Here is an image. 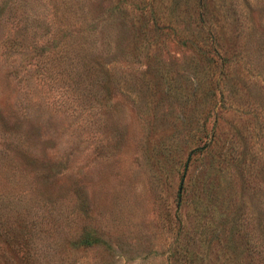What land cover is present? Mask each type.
Returning <instances> with one entry per match:
<instances>
[{
	"label": "rangeland",
	"instance_id": "1",
	"mask_svg": "<svg viewBox=\"0 0 264 264\" xmlns=\"http://www.w3.org/2000/svg\"><path fill=\"white\" fill-rule=\"evenodd\" d=\"M173 1L0 0V264H264V0H205L231 43L206 110L204 62L171 29L153 41L151 8L186 31ZM209 129L189 182L220 144L236 165L179 202Z\"/></svg>",
	"mask_w": 264,
	"mask_h": 264
},
{
	"label": "trees",
	"instance_id": "2",
	"mask_svg": "<svg viewBox=\"0 0 264 264\" xmlns=\"http://www.w3.org/2000/svg\"><path fill=\"white\" fill-rule=\"evenodd\" d=\"M177 0H174L176 2ZM185 2L188 1L191 3L189 9H185L183 12V15L186 17L180 18L182 21V28L186 31L181 32L175 25L171 24V20H173L174 16H177V14L172 13L171 10H168L167 13H165L164 19H166V23H162L159 25L155 19L154 11L151 8L149 11L148 9V15L150 17V20L153 21L150 29L152 30V37H154V40H157V36L159 33H165L164 30H172V33L175 34V36L181 40L183 44L188 45L192 49V55L191 57H196L201 59L204 64L207 66L206 69L198 68L197 65L194 63L190 69L189 74L187 75V79L191 83H194V88L192 91V94H194L195 98H197V102H199L202 105V109H209L212 104L216 103L217 99V85L219 80L224 79L223 71L221 73V76L218 77V71L225 65L226 57H228V50L231 43H227L224 45L222 42H220L217 39H220L224 36L221 31H217L210 21L207 20L210 16L209 11L212 9L207 8L205 0H184ZM150 2V0H149ZM152 2V0H151ZM171 9V7H169ZM221 16V15H220ZM224 18V17H223ZM178 20V18H174ZM147 24V21H145L143 24L139 25L138 29L140 32H144V27ZM215 24V23H213ZM191 25L189 28L188 26ZM182 38L180 37V35ZM145 33V32H144ZM134 35V34H133ZM188 41V43H186ZM141 42V41H140ZM152 41H148V43H145V46L148 50V45L151 44ZM149 51V50H148ZM229 60V59H228ZM212 70V71H211ZM166 80V83L163 85V92L165 96H174L177 95V91L179 92L178 88H176L175 84H173V80L171 79L169 75L164 77V80ZM152 88H154L152 86ZM155 94V90L152 93V95L149 94V98ZM178 96V95H177ZM187 98V97H186ZM215 134L214 132L209 129L205 135V138L201 139L199 142L195 143L186 153L185 158L183 160L182 164V171L179 174V181L176 188V196L178 197V201L181 202V199L184 198V200L188 199L189 196H193L195 193V187L196 184L199 185V189L205 191V178L209 173H215L216 171L220 170L223 162L224 164L231 165L229 161H232V164L236 165V156L230 157L229 159H224V155L222 154V146L221 144L219 149L218 156H222V159H220V166H217V163H208L205 166V170L203 175L199 177H193L190 182L188 180L187 175V168L191 163H193L195 160H199L201 158L197 157L198 154H202L204 157H209L211 159L212 156H214V145H215ZM232 158V159H231ZM227 161V163L225 162ZM222 162V163H221ZM229 168V167H228ZM225 168V169H228ZM236 170V168H235ZM235 172V171H234ZM207 174L206 176H204ZM197 176V175H196ZM204 176V177H203ZM186 180V182H184ZM235 219V218H234ZM233 223V221H232ZM230 228V227H229ZM228 228L227 234H229L230 229Z\"/></svg>",
	"mask_w": 264,
	"mask_h": 264
}]
</instances>
